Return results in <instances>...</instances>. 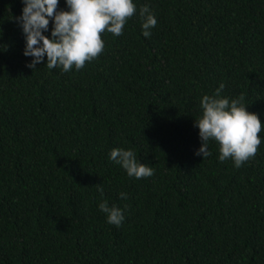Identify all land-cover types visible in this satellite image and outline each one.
Instances as JSON below:
<instances>
[{
  "label": "trees",
  "instance_id": "trees-1",
  "mask_svg": "<svg viewBox=\"0 0 264 264\" xmlns=\"http://www.w3.org/2000/svg\"><path fill=\"white\" fill-rule=\"evenodd\" d=\"M134 3L122 35L104 32L98 58L63 72L46 56L27 67L24 0H0V264H264V130L237 168L214 140L197 156L194 126L221 83L264 122V0ZM113 148L154 174L129 177Z\"/></svg>",
  "mask_w": 264,
  "mask_h": 264
},
{
  "label": "clouds",
  "instance_id": "clouds-1",
  "mask_svg": "<svg viewBox=\"0 0 264 264\" xmlns=\"http://www.w3.org/2000/svg\"><path fill=\"white\" fill-rule=\"evenodd\" d=\"M58 5L59 0H24L22 15L17 18L26 39L24 55L33 57L27 67L33 70L45 61V56L50 70L60 67L69 72L73 66L82 69L103 52L102 34L122 35L124 25L136 14L134 0H66L69 10L57 11ZM140 17L143 35L150 37L157 19L147 5L140 8ZM50 18L54 19L51 38L45 35ZM224 87L221 83L213 95H204L200 101L202 114L195 118L194 126L199 129L202 144L195 154L203 159L210 156L208 141L214 140L219 145V160L231 158L239 168L257 153L264 122L258 114L248 111L243 94L238 99L222 97ZM110 159L125 169L129 177L140 179L154 174L153 168L137 161L131 149L113 148ZM99 191L103 196V188ZM120 195L127 198L126 193ZM98 207L110 224L120 226L125 219L123 210L109 206L107 200H102Z\"/></svg>",
  "mask_w": 264,
  "mask_h": 264
}]
</instances>
